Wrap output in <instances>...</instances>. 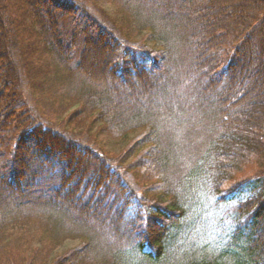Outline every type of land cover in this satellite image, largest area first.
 Returning <instances> with one entry per match:
<instances>
[{"label":"trees","instance_id":"obj_1","mask_svg":"<svg viewBox=\"0 0 264 264\" xmlns=\"http://www.w3.org/2000/svg\"><path fill=\"white\" fill-rule=\"evenodd\" d=\"M0 264H264V0H0Z\"/></svg>","mask_w":264,"mask_h":264},{"label":"rangeland","instance_id":"obj_2","mask_svg":"<svg viewBox=\"0 0 264 264\" xmlns=\"http://www.w3.org/2000/svg\"><path fill=\"white\" fill-rule=\"evenodd\" d=\"M184 93L185 90L183 89L181 94L183 95ZM190 111H193L192 108L190 109ZM188 113L189 112H187V114ZM195 122H198V118H195ZM196 130H198L197 124L194 126V129L190 130V136L187 138V143L189 146H192L198 142ZM107 143L109 142L107 141ZM234 207V204H227L218 206V209L216 210L212 208L211 201L206 200V198L205 200H202L198 216L199 223H193V225L189 226V230L191 232V236L189 238H193L194 240L199 242L196 246L197 251H200V248H202V246H205L204 244L207 245V243L213 242L215 240L214 237L217 236V233H220V237L224 235V230L219 228H228L230 227L232 221L236 220L237 214L234 210ZM75 245H77V242H68L65 244L64 248L72 247ZM132 257L133 256H130V254H128L127 259H130Z\"/></svg>","mask_w":264,"mask_h":264}]
</instances>
